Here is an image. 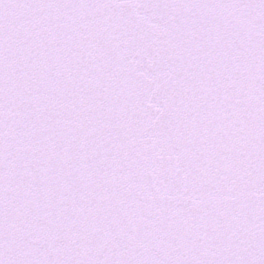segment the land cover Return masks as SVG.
<instances>
[{"label": "snow or ice", "instance_id": "6c2138e0", "mask_svg": "<svg viewBox=\"0 0 264 264\" xmlns=\"http://www.w3.org/2000/svg\"><path fill=\"white\" fill-rule=\"evenodd\" d=\"M0 264H264V0H0Z\"/></svg>", "mask_w": 264, "mask_h": 264}]
</instances>
